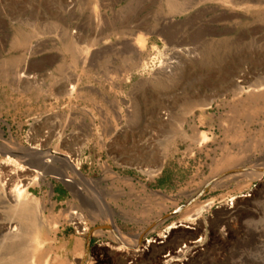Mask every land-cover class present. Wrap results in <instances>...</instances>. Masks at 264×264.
I'll return each mask as SVG.
<instances>
[{
    "label": "rangeland",
    "instance_id": "374dc122",
    "mask_svg": "<svg viewBox=\"0 0 264 264\" xmlns=\"http://www.w3.org/2000/svg\"><path fill=\"white\" fill-rule=\"evenodd\" d=\"M168 1L71 0L69 9L68 0H0V118L8 124L20 122L38 102L56 100V119L68 128V106L63 105L68 102L67 68L79 75L75 78L80 86L87 83L76 56L85 57L70 34L73 28L93 35L98 25V34L106 36L101 47L122 46L125 51L136 28L150 32L139 56L115 49L103 59L107 63L116 58L122 97L133 94L136 109L151 117L152 143L162 139L164 169L148 180L120 168L114 176L91 175L92 186L84 183L82 190L68 184V205L85 211L90 230L85 236L69 227L68 232L42 230L36 264H127L130 256H122L125 247L117 249L111 225L115 223L126 242L139 235L141 243L172 223L188 224L210 201L199 215L200 229L174 228L173 240L155 246L142 264H167L170 258L168 264H259L264 258V177L244 175L208 185L211 176L264 165V98L254 99L244 78L250 74L251 83L264 82V0H174L189 6L183 11L170 10ZM170 18L174 21L166 24ZM35 42L49 48L37 60L28 53ZM174 50L183 52L182 59ZM170 59L179 60L173 71L158 74ZM45 65L54 69L53 76L40 82L18 76L21 68L32 71ZM238 78L245 85L239 96L229 89ZM51 86L58 88L50 91ZM82 94L73 100L80 101ZM203 100L211 105L199 106ZM163 109L169 113L168 122L157 117ZM125 128L119 150L126 156L138 148L136 137ZM200 132L205 138L197 142ZM225 157H232L231 168L223 164ZM58 190L63 197L59 183ZM230 196L238 197V204L228 217L221 209ZM99 198L108 203L115 221L110 222ZM199 234L206 235L204 251L198 253L189 244L177 251L178 245Z\"/></svg>",
    "mask_w": 264,
    "mask_h": 264
},
{
    "label": "built area",
    "instance_id": "2783aa9c",
    "mask_svg": "<svg viewBox=\"0 0 264 264\" xmlns=\"http://www.w3.org/2000/svg\"><path fill=\"white\" fill-rule=\"evenodd\" d=\"M70 2L68 0V7ZM80 26L86 30L83 23ZM98 30L97 25L93 35L77 28L70 32L86 56L82 60L83 57L79 58L77 53L76 57L87 83L80 86L79 79L75 78L79 75L67 68L65 89L68 102L63 105L68 106V128L60 126L56 119L55 111L59 105L56 100L38 102L34 110L18 123L8 124L0 118V264H35V255L41 249L37 236L42 230L65 232L69 227L79 236L89 232L90 222L85 211L68 205V184L77 185V190L83 189V183L75 176L71 166L78 167L88 179L102 172L114 176L123 168L137 172L148 180L158 177L164 169L162 139L157 138L156 143H152L155 134L148 127L151 117L147 112L141 113L136 109L133 94L122 97L120 71L115 59L105 63L103 55L94 53L102 44ZM30 46L29 56L36 60L48 53L46 45L39 46L35 42ZM90 52L95 55H88ZM148 59L151 60V57ZM53 70L50 65L32 71L24 67L18 71V76L40 82L44 77L53 76ZM51 87L48 88L50 91L58 88ZM81 92L82 99L73 100ZM157 117L162 122L169 121L167 110H159ZM123 128L128 135L136 137L134 146L138 148L130 150L126 156L121 155L119 150ZM154 145L160 152H153ZM68 175L72 177V183H68ZM58 183L63 188L60 199ZM222 205L233 211L236 196L226 198ZM175 225L187 230L197 228L192 222ZM171 235V230L165 229L157 237L144 238L139 247L142 257H149L155 246L168 245L173 240ZM187 244L194 246L198 253L202 252L206 247V235L199 234L182 246L178 245L177 251L181 252ZM103 257L99 255V258ZM127 264H137V261L130 258Z\"/></svg>",
    "mask_w": 264,
    "mask_h": 264
},
{
    "label": "bare ground",
    "instance_id": "6f19581e",
    "mask_svg": "<svg viewBox=\"0 0 264 264\" xmlns=\"http://www.w3.org/2000/svg\"><path fill=\"white\" fill-rule=\"evenodd\" d=\"M168 6H169V9L170 10H172V11H183V10H185V9H187L189 6H183V4L182 3H177V1L176 2H174V0L172 1V0H169L168 1ZM172 21H174V19L173 18H170L168 21H166V24L167 23H172ZM165 22V21H164ZM138 32V34L136 33V35L133 37V41L131 42V44H127L126 45V47L130 50V52L132 51V52H139L140 50H142L143 48H144V46H145V43H146V38L148 37V34L150 33H148L147 31L146 32H144V31H141V30H137ZM106 37V36H105ZM22 38H24V37H22ZM132 44H133V46H134V48H132ZM131 45V46H130ZM122 47V46H121ZM120 46L118 47V48H121ZM123 48V47H122ZM117 49V48H116ZM104 51V50H103ZM105 52V51H104ZM81 55L82 54H84L83 52L82 53H80ZM174 56L176 57V58H178V59H182V57H180V54H183V52L181 51H179V50H174ZM136 56H137V54H136ZM177 62H179V60L177 61V60H175V59H172V60H170V61H168L167 63H165L162 67H161V65H159L160 67H161V69H158V74L160 73V72H162V73H171L172 71H173V68L175 67V65L177 64ZM179 64V63H178ZM177 67V66H176ZM20 72V71H19ZM163 75V74H162ZM233 75H234V73H233ZM242 74H240V76H241ZM263 75V74H262ZM244 76V75H243ZM76 77V76H75ZM252 77V75H246V77H244V78H247V86L249 87V86H251L250 87V90L252 91V97L254 98V99H261V98H264V91H263V89H264V82L263 83H251L250 82V79L249 78H251ZM230 79H232V78H230ZM258 79V78H257ZM233 80V79H232ZM260 80V79H259ZM258 80V81H259ZM246 81V80H245ZM240 82H243V84H244V81H243V79H240V78H238V79H235V83H233L232 84V82H231V84H230V86H229V89L230 90H232V91H234L235 92V95L236 94H238V96H239V94L242 92V90H243V88H244V86L245 85H243V84H241ZM261 82V81H260ZM247 88V87H246ZM55 95V94H54ZM211 99V98H210ZM210 102L211 101H205V100H203V102L202 103H199L198 105L199 106H201V107H205V106H208L209 104H210ZM211 105V104H210ZM199 133V132H198ZM158 136V135H157ZM203 138H205V136H204V134L203 133H201L200 132V135H199V137L197 138V142L198 141H200L201 139H203ZM154 141V140H153ZM264 154V153H263ZM222 162H223V164L224 165H228L229 167H230V165L231 164H233V159H232V157H225L224 158V160H222ZM262 162V161H261ZM259 163V162H258ZM253 166V165H252ZM250 167L248 170H240V167H237V168H235V169H232V170H229V171H227V174H225V175H223V174H219L218 176H211L210 177V180H209V183H208V185H213L212 187H215V186H218L219 184H224V182L226 181V180H231V179H235V178H237V177H242L243 178V176L244 175H247V177H248V175H255L256 177L257 176H262V177H264V165H263V163L262 164H256V165H254L253 167ZM231 167H232V165H231ZM230 167V168H231ZM229 168V169H230ZM71 169H72V171L74 172V174H75V176L77 177V178H79L80 179V181H81V183H87L89 186H92V182H91V179H88V178H86L85 176H83L81 173H80V171H79V169H78V167H73V166H71ZM241 169H243L242 167H241ZM253 177V176H252ZM251 177V178H252ZM114 178V177H113ZM73 179H74V177H73ZM241 179V178H240ZM244 179V178H243ZM133 180V179H132ZM72 183V177L70 176V175H68V183ZM72 185V184H71ZM104 187V186H103ZM76 188H77V186H76ZM121 193V192H120ZM126 193V192H125ZM116 196V195H115ZM236 198H238V197H236ZM99 205H101L102 207H103V211L107 214L108 213V217H109V220H110V222H112V221H115L114 219H113V217H112V215L114 214H112L111 215V209H110V206H108V203L103 199H101L100 200V198H99ZM238 204V203H237ZM236 204V205H237ZM210 205H211V201L210 202H208L207 204H205V205H203L201 208H199V209H197L196 211V213L194 214V215H192V216H190V218H189V220L192 222V223H194L195 225H196V227H201L202 226V223L199 221V215H200V213H202L204 210H205V208H208V207H210ZM93 207V206H92ZM91 207V208H92ZM262 209L264 210V207H262ZM102 210V209H101ZM116 210V209H115ZM96 211V210H95ZM113 211V210H112ZM221 211H224V213L225 214H227L228 215V217H231L230 215H231V212L232 211H230V210H228V209H226V208H222L221 209ZM98 212V211H97ZM105 214V215H106ZM188 220V221H189ZM190 223V222H189ZM115 224V223H114ZM111 225L110 227H111V230L115 233V235H116V238H117V242L120 244L118 247H117V249H119V248H122V247H125V249H127V250H125V252L122 254V256L123 257H126V256H130V258L132 259V260H135V261H137V264H142L143 262H144V260H143V257H142V252H141V250L142 249H140L139 247H140V242H139V238H140V236L138 235L137 236V238L132 242V243H128V242H126L125 240V238H123L122 236V234H121V232L118 230V228L115 226V225ZM178 224V223H177ZM182 225V224H181ZM175 227H178V225L176 226L175 225V223H172V224H170V225H168L167 227H166V230L167 231H169V230H173ZM198 229V228H197ZM200 229V228H199ZM172 233V232H171ZM259 237V236H258ZM37 239H38V241H39V244H43V239H42V237H41V234L40 235H38L37 236ZM46 239V238H45ZM247 245V244H246ZM253 247V246H252ZM193 248V247H192ZM194 250V249H193ZM264 251V250H263ZM180 254V253H179ZM176 257V256H175ZM170 258V257H169ZM256 259V258H255ZM264 259V258H263ZM263 259H260L259 258V260H258V263L259 264H264V261H263ZM146 260V259H145ZM173 260V258H170V259H168L167 261H165V262H167V264L169 263V261H172ZM29 264H31V263H29ZM36 264V263H35Z\"/></svg>",
    "mask_w": 264,
    "mask_h": 264
},
{
    "label": "crops",
    "instance_id": "0c3cea01",
    "mask_svg": "<svg viewBox=\"0 0 264 264\" xmlns=\"http://www.w3.org/2000/svg\"><path fill=\"white\" fill-rule=\"evenodd\" d=\"M95 28H97V25H96V27ZM137 30H140L139 28H136V30H135V32L133 33V35L135 36L136 35V33L138 32ZM138 34V33H137ZM133 36V37H134ZM98 38L103 42H105V36L104 37H101L99 34H98ZM133 41V40H132ZM131 41V42H132ZM131 42H129V44H131ZM131 46V45H130ZM119 46H113V47H111V48H107V49H105V48H103V47H101L98 51H95L94 53L95 54H97V55H103V56H106L107 55V53H111L113 50H115L116 48V50H118V51H122V53H124V48H118ZM132 48H134V46H133V44H132ZM105 52H104V51ZM130 52V50L127 48V50L125 51V52ZM141 51V50H140ZM140 51L139 52H132L131 51V53L133 54V55H135L136 56V54H137V56H139V53H140ZM91 54H93V52H91ZM95 54H93V55H95ZM136 56V57H137ZM84 57H86V56H84ZM81 58V57H80ZM113 58L115 59V61H116V58L113 56ZM85 58H82V60H84ZM141 61L139 60V63H140ZM59 198H62V196H59ZM65 232H68V231H65Z\"/></svg>",
    "mask_w": 264,
    "mask_h": 264
},
{
    "label": "water",
    "instance_id": "95a60500",
    "mask_svg": "<svg viewBox=\"0 0 264 264\" xmlns=\"http://www.w3.org/2000/svg\"><path fill=\"white\" fill-rule=\"evenodd\" d=\"M207 187H208V185H206V187H205L204 189L206 190ZM202 193H203V192H200L195 198L201 196ZM193 200H194V199H192L190 202H192ZM190 202H189V203H185L184 205H182L181 208H184L185 206H187L188 204H190ZM181 208H180V209H181ZM180 209L174 211L173 214L176 213V212H178ZM89 246H90V243H89V241H88V242H87V251H88V249H89Z\"/></svg>",
    "mask_w": 264,
    "mask_h": 264
}]
</instances>
